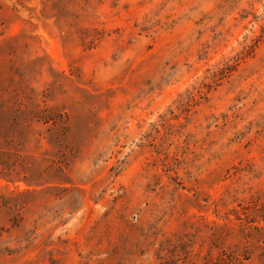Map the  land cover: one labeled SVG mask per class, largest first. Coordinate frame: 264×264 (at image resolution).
I'll use <instances>...</instances> for the list:
<instances>
[{"label":"rangeland","instance_id":"1","mask_svg":"<svg viewBox=\"0 0 264 264\" xmlns=\"http://www.w3.org/2000/svg\"><path fill=\"white\" fill-rule=\"evenodd\" d=\"M0 264H264V0H0Z\"/></svg>","mask_w":264,"mask_h":264}]
</instances>
